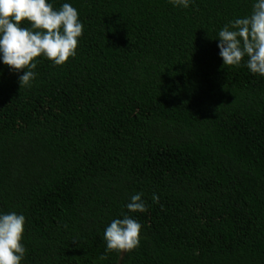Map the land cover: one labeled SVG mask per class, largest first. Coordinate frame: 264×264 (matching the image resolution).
Returning a JSON list of instances; mask_svg holds the SVG:
<instances>
[{
  "label": "trees",
  "instance_id": "obj_1",
  "mask_svg": "<svg viewBox=\"0 0 264 264\" xmlns=\"http://www.w3.org/2000/svg\"><path fill=\"white\" fill-rule=\"evenodd\" d=\"M65 2L74 57L35 58L30 86L0 64V211L26 218L21 264H264V77L223 65L215 39L252 0ZM123 214L139 246L106 252Z\"/></svg>",
  "mask_w": 264,
  "mask_h": 264
},
{
  "label": "clouds",
  "instance_id": "obj_2",
  "mask_svg": "<svg viewBox=\"0 0 264 264\" xmlns=\"http://www.w3.org/2000/svg\"><path fill=\"white\" fill-rule=\"evenodd\" d=\"M174 7L188 8L194 0H169ZM27 21V27L22 26ZM83 24L70 3L54 8L52 0H0V64L12 71L22 70L19 86H30L36 77L37 57L61 65L76 55ZM223 65L244 66L264 77V0H252L251 11L230 20L215 38ZM136 192L125 205L128 212H144L147 205ZM153 203L159 197L152 195ZM25 216L15 211H0V264H21L26 248L22 241ZM141 224L128 214L114 218L105 227L106 252H128L139 246ZM103 258V257H101Z\"/></svg>",
  "mask_w": 264,
  "mask_h": 264
}]
</instances>
